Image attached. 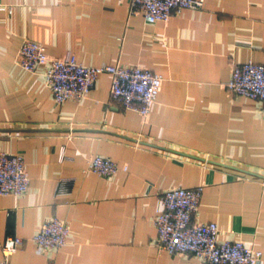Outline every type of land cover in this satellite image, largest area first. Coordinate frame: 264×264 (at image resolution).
I'll return each mask as SVG.
<instances>
[{"label": "crops", "instance_id": "obj_1", "mask_svg": "<svg viewBox=\"0 0 264 264\" xmlns=\"http://www.w3.org/2000/svg\"><path fill=\"white\" fill-rule=\"evenodd\" d=\"M26 40L50 57L161 75L150 115L112 101L108 74L80 103L58 105L47 67L32 74L17 63ZM248 60L264 64V0H204L156 24L125 0H0V152L22 156L29 177L22 197H0V260L5 239L19 237L11 264H201L159 252L155 221L163 191L203 184L193 220L216 223L219 240L242 241L264 264L262 180L208 162L264 175L260 103L224 88L231 63ZM92 156L127 170L83 174ZM61 178L72 186L56 196ZM50 218L66 223L68 243L38 252L32 237Z\"/></svg>", "mask_w": 264, "mask_h": 264}, {"label": "built area", "instance_id": "obj_2", "mask_svg": "<svg viewBox=\"0 0 264 264\" xmlns=\"http://www.w3.org/2000/svg\"><path fill=\"white\" fill-rule=\"evenodd\" d=\"M130 15H141L148 24L166 23L174 13L182 10L199 11L204 0H125ZM18 65L28 73H35L46 66L45 84L58 105L67 101L80 103L94 87L101 74L111 78L110 97L125 110H131L146 119L156 103L163 78L142 67H124L119 63L98 67L80 64L75 55L50 57L37 42L26 40L17 56ZM224 88L234 95L244 96L260 103L264 118V64L251 60L231 63V75ZM140 147L139 143L134 144ZM127 166L101 156L88 159L83 174L93 173L101 178H112ZM246 180L251 176L243 177ZM264 185V180L260 182ZM29 184L25 162L18 154L0 152V197H22ZM72 180L61 178L55 187V195H66ZM205 185L194 188L173 187L159 196L161 213L155 221L156 247L168 255L190 254L201 264H262L261 252L247 247L240 240H219L216 223L194 221ZM69 228L58 218L43 222L32 241L38 252L56 251L68 243ZM22 245L19 237H7L2 244L0 264H11V257Z\"/></svg>", "mask_w": 264, "mask_h": 264}, {"label": "water", "instance_id": "obj_3", "mask_svg": "<svg viewBox=\"0 0 264 264\" xmlns=\"http://www.w3.org/2000/svg\"><path fill=\"white\" fill-rule=\"evenodd\" d=\"M170 152H176V151H170ZM177 154H180L182 156H185V157H189V158H194V159H198V160H205V161H208L206 159H202V158H199V157H195V156H192V155H189V154H185V153H180V152H176ZM208 162H211V163H214V164H218V165H221V166H224V167H228V168H232V169H235V170H238L240 172H243L247 175H250L252 177H257L261 180H264V175H259V174H256V173H252L251 171H246V170H243V169H238V168H235V167H232V166H229V165H223L221 163H216L214 161H208Z\"/></svg>", "mask_w": 264, "mask_h": 264}]
</instances>
